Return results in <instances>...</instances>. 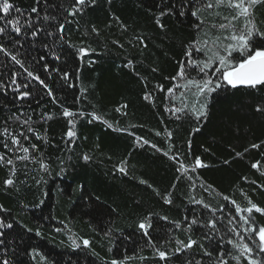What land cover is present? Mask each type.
I'll use <instances>...</instances> for the list:
<instances>
[{"label":"trees","instance_id":"trees-1","mask_svg":"<svg viewBox=\"0 0 264 264\" xmlns=\"http://www.w3.org/2000/svg\"><path fill=\"white\" fill-rule=\"evenodd\" d=\"M9 2L10 12L0 11V28L6 29L0 44L10 53L0 52V156L4 157L0 261L111 264L113 259L130 257L125 264H216L223 249L228 264H236L231 257L238 252L226 243L229 238L238 241L228 231V220L235 215L230 200L246 208L250 199L264 208V110L257 111L258 106L264 108V86L232 88L222 83L199 98L197 107L206 102V115L199 119L191 111L196 103L191 91L179 88L168 93L174 84L183 83L171 78L185 60L187 46L203 36L197 33L198 21L190 15L187 0H95L79 6V12L73 8L75 0ZM33 7L36 13L31 12ZM215 11L231 14L223 8L211 16L204 11L201 18L222 22ZM45 14L57 19L45 21ZM14 19L22 29L18 35L6 22ZM254 20L264 32V3L255 7ZM60 23L65 24L62 33ZM37 29L43 31L31 36ZM49 31L52 36L46 34ZM81 47L87 49L85 55L79 53ZM11 55L24 67L15 64ZM25 68L39 75L47 88L27 77ZM187 73L203 78L198 70ZM13 74L20 90L30 96L17 99ZM181 92L186 95L181 97ZM185 103L188 108L173 115L171 109L184 108ZM65 108L73 116L64 117ZM45 114L52 118L44 119ZM28 127L34 131L28 132ZM69 127H74V138L66 136ZM4 129L19 138L34 159L16 160L24 155L17 150L21 145L14 146ZM253 144L259 147L252 148ZM196 157L206 167L192 171ZM8 159L13 165L6 163ZM177 160L187 171H177ZM257 161L259 168H252ZM42 162L46 170L40 167ZM10 175L14 183L5 186ZM165 196L171 204L164 202ZM193 200H203L215 212ZM252 216L258 226L264 225V214L253 211ZM146 217L152 223L150 238L157 249L168 253L166 260L159 259L149 237L137 227ZM193 218L198 223L189 231ZM210 219L217 221L215 229L208 227ZM189 237L198 243L175 253L176 240L186 243ZM73 239L79 247L72 246ZM84 239L90 242L88 247L83 246ZM241 264L247 261L242 259Z\"/></svg>","mask_w":264,"mask_h":264},{"label":"snow or ice","instance_id":"snow-or-ice-1","mask_svg":"<svg viewBox=\"0 0 264 264\" xmlns=\"http://www.w3.org/2000/svg\"><path fill=\"white\" fill-rule=\"evenodd\" d=\"M87 3H95V0H75V4L73 8L76 12L82 11V7ZM189 8L191 9L190 15L197 19L198 23L195 25L197 33H202L203 36H199L198 38L193 40L190 45L187 46L186 51L184 52L185 60L180 63L179 70L176 73V76H173L171 79L173 81L179 79L183 81L182 84H174L172 88L168 89V93H173L174 89L183 88L192 92V95L196 98V103L191 105L192 113L199 119L200 117L206 115L205 108L206 102L203 104H199L197 107V103L199 98L204 97L206 94H210L214 92L216 89L222 86V83H227L232 88H236L238 86H245L249 88H257L258 86H264V43H257V41H264V32H261L256 25L254 20V9L258 4L264 3V0H187ZM13 8V4L9 2V0H0V11L7 14ZM229 9L230 15H223L220 11H215L214 15L218 21L222 22H213L207 23V20L201 18V13L207 11L211 16L213 11L216 9ZM20 10L17 9V12ZM32 13L37 12V8L33 7L31 9ZM74 14V12H69V15ZM164 12H161V15H164ZM184 15L183 12L180 13ZM6 19V17H5ZM45 21H55L57 17L49 16L45 14L43 16ZM9 25L13 26V31L18 35L22 29L19 25L18 20H6ZM156 23L163 28L164 25L160 23L159 18H157ZM205 25L207 28L205 29ZM31 27V25H29ZM65 30V24L60 23L58 31L63 32ZM6 31L5 28H0V34H3ZM43 29H37L35 31H31V36L35 37L39 34ZM95 32L96 29L93 28ZM215 33V34H214ZM48 36H52L53 33L51 31L46 33ZM63 37H61L62 39ZM19 41L17 40V43ZM47 46V45H45ZM0 52L5 53L6 55H10L8 49L0 44ZM79 53L81 55H85L87 53V49L84 47L79 48ZM202 53L203 59H194L193 56L195 54ZM238 54V55H234ZM12 61L15 64L24 67L22 61L17 58L16 55H11ZM43 59V57H41ZM131 63V62H129ZM47 70V65L44 66ZM211 73L210 69H213ZM187 69H191L192 71H197L202 74L203 78L190 77L187 73ZM27 73V77L39 82V84L43 85L47 88L44 80H41L39 75H36L33 71L24 69ZM155 71V70H154ZM15 75L13 74L12 85H15L14 91L19 93L17 99L26 98L31 95V93L27 90L21 91V85L16 83ZM68 73H64V77L67 78ZM215 77V79H214ZM0 87H3L2 82H0ZM11 87V85H9ZM28 85H23V88L27 89ZM48 95H52L51 89H48ZM186 95L185 92H181V97ZM145 99L150 100L151 97L149 95H145ZM188 108V105L185 103L184 108L174 107L171 109L173 115H177ZM264 110L260 106L257 107V111ZM117 111H120L118 108ZM64 117H71L73 113H71L67 108L63 110ZM44 119H51L50 115L45 114ZM94 119H99V117L95 116ZM30 119V117H29ZM25 125L28 124V121H23ZM69 125L74 126V120H68ZM111 127V125H108ZM28 132H33L34 130L31 127L27 128ZM7 135H12L8 132V129H4V133ZM159 135V133H157ZM171 136V133H168ZM21 136L24 137L25 140L28 137L22 132ZM66 136L69 138H74L76 136V132L74 127H69L66 132ZM37 139H41L39 135H37ZM145 144L148 141H144ZM12 144L14 146L21 145V141L15 135H12ZM7 147V145H5ZM33 149L36 148V145L31 146ZM155 147V145H153ZM252 148H257L259 145L253 144ZM10 151L12 149H9ZM24 153V155H20L16 157V160H29L34 159V157H30L29 148L23 147L22 145L17 149ZM167 155V153H165ZM237 155H240L237 153ZM89 157L87 155L84 156V160H88ZM170 159H177L176 157H170ZM4 157L0 156V161H3ZM178 163L179 160H177ZM8 165H13V160L8 159L6 161ZM227 163V161L225 162ZM260 162L252 164V168L258 169ZM40 167L42 169L47 168L45 163H41ZM206 167L201 161L199 157L195 159V165L192 168V171H195L196 168ZM120 172H125L124 167H119ZM178 172L187 171L186 166L183 163H180V167L177 169ZM15 168H12V174L14 175ZM264 174V173H262ZM14 180L12 175L9 176L8 179L4 180L5 186L13 185ZM141 183H145V181H141ZM194 187V185H193ZM208 188H205V191H209ZM225 200H230L229 197H223ZM164 202L167 204H171V198L169 196L164 197ZM194 203L202 204L204 208L210 209L215 212V209H211V206L207 203H204L203 200H193ZM230 203L235 207V215H233L228 220V231L233 233L236 237H238V241L235 239L229 238L226 243L230 244L233 249L238 252V255L232 256L231 259L236 261V264H241V260H246L247 264H264V225H257L255 218L252 216L253 211L256 213L264 214V208L258 206L253 203L250 199L248 200V207L241 208V206L235 201L230 200ZM247 213V215H244ZM237 218L239 222H237ZM163 219L167 220V217H163ZM177 228L180 227V223L178 221L173 222ZM198 221L193 218L191 223L188 225L187 230H191L192 225H196ZM216 220H208L207 224L210 229L216 228ZM0 227H4L3 224H0ZM7 227H11V224L7 225ZM137 227L144 236L149 237L148 243L153 246L155 249L156 255L160 260H166L168 258V253L163 250H159L155 247V243L150 238L149 229L152 227L151 218L146 217L145 219L139 221ZM59 231V229H57ZM39 235V232H37ZM109 233H105L108 235ZM209 240L211 243V238L208 236L204 237ZM2 243V241H0ZM83 246L88 247L90 242L87 239L82 241ZM198 242L196 240L189 239L185 243L182 240L177 239L176 244L178 245L175 248V253L179 254L188 249L193 248ZM219 243V242H218ZM253 244L256 245V248H253ZM72 246L79 247L76 241L73 239ZM203 247V245H201ZM255 252V256L253 253ZM225 250L222 249L221 255L218 256L216 264H228V260L225 258ZM205 255L211 256V252L205 251ZM44 259V257H41ZM131 259L130 257H125V260H115L111 261V264H125V261ZM140 259H145L144 257H140ZM0 264H10V262L5 259L0 261ZM196 264H200V261H197Z\"/></svg>","mask_w":264,"mask_h":264}]
</instances>
